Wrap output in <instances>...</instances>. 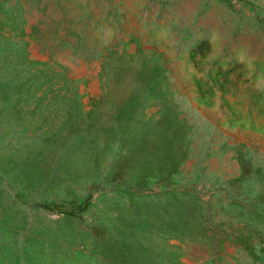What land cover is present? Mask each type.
Wrapping results in <instances>:
<instances>
[{"label":"rangeland","instance_id":"obj_1","mask_svg":"<svg viewBox=\"0 0 264 264\" xmlns=\"http://www.w3.org/2000/svg\"><path fill=\"white\" fill-rule=\"evenodd\" d=\"M0 264H264V0H0Z\"/></svg>","mask_w":264,"mask_h":264}]
</instances>
